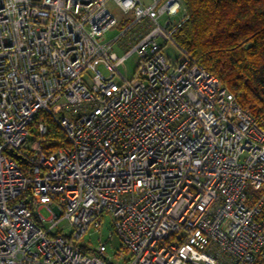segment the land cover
<instances>
[{
	"label": "built area",
	"instance_id": "2783aa9c",
	"mask_svg": "<svg viewBox=\"0 0 264 264\" xmlns=\"http://www.w3.org/2000/svg\"><path fill=\"white\" fill-rule=\"evenodd\" d=\"M111 3L132 21L102 42ZM186 20L182 0H0V264H264V118L176 43ZM107 216L114 255L81 242Z\"/></svg>",
	"mask_w": 264,
	"mask_h": 264
},
{
	"label": "trees",
	"instance_id": "16d2710c",
	"mask_svg": "<svg viewBox=\"0 0 264 264\" xmlns=\"http://www.w3.org/2000/svg\"><path fill=\"white\" fill-rule=\"evenodd\" d=\"M187 20L175 31L176 43L216 76L236 103L264 118V0H182ZM45 152L66 146L65 134L48 116ZM22 165L23 159L18 160Z\"/></svg>",
	"mask_w": 264,
	"mask_h": 264
},
{
	"label": "rangeland",
	"instance_id": "374dc122",
	"mask_svg": "<svg viewBox=\"0 0 264 264\" xmlns=\"http://www.w3.org/2000/svg\"><path fill=\"white\" fill-rule=\"evenodd\" d=\"M141 1L146 6H148L151 3V0H141ZM109 8L112 10L115 17L118 19L119 24L116 25L111 30H109L102 37V39H101L102 42L113 41L117 36H119L121 34V32H123L124 28H127L131 24V21H132L131 14L125 15L113 3L109 4ZM180 18H181V14H179L177 17H175L173 19V21H175V23H177L180 20ZM131 33H133V31ZM129 37H130V34H127V37L123 40L124 46L120 45L119 42H115L113 44L112 50H113V52H115L117 54V56H119V57L123 56L125 54V51H127L131 48V44L129 43V39H128ZM164 53L166 54V56H168L172 60H175V59L179 58V56H180L179 50L175 46H173V44L171 42L167 44L166 49L164 50ZM136 67H137V59L135 56H131L125 61V63L120 67L119 70H120V73L124 77L131 79L135 73ZM100 70L102 71V73L104 75H108V73L103 69V67H101ZM121 81L122 80L120 77H117L116 79H114V82L116 84H120ZM66 105H67V102L64 99L59 101L52 108L53 113L59 118L63 117L66 114V112H65ZM40 213L46 219L50 217V214L46 210H41ZM110 233H111V222H110V217L107 216V217H105V219L103 221V226H102L100 232H97L95 234L92 233V235H90V236L87 234L81 242L86 243V245L88 244L92 249H95L98 246L99 238H101V240L103 242L107 243L109 254L114 255L116 250L119 249L121 241H120L118 236H113L111 241H108ZM128 256H129L128 254L123 253L119 257V259H120L119 262L122 261V258H124V257L128 258Z\"/></svg>",
	"mask_w": 264,
	"mask_h": 264
},
{
	"label": "water",
	"instance_id": "95a60500",
	"mask_svg": "<svg viewBox=\"0 0 264 264\" xmlns=\"http://www.w3.org/2000/svg\"><path fill=\"white\" fill-rule=\"evenodd\" d=\"M18 158L22 160V158H20V157H18Z\"/></svg>",
	"mask_w": 264,
	"mask_h": 264
}]
</instances>
